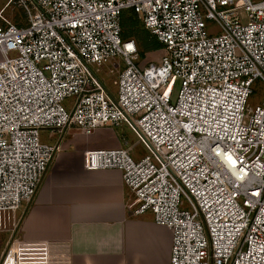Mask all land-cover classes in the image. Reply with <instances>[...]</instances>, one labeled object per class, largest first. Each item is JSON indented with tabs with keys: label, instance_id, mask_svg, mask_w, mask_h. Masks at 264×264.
Masks as SVG:
<instances>
[{
	"label": "built area",
	"instance_id": "2783aa9c",
	"mask_svg": "<svg viewBox=\"0 0 264 264\" xmlns=\"http://www.w3.org/2000/svg\"><path fill=\"white\" fill-rule=\"evenodd\" d=\"M15 3L24 26L0 25V230L15 234L66 134L127 126L148 153L133 160L122 138L86 151L85 169L121 173L133 215L171 232L168 264H264V98L247 108L264 85V0ZM128 11L161 45L159 63L136 65L121 39ZM112 58L116 95L90 68ZM9 245L0 264H49Z\"/></svg>",
	"mask_w": 264,
	"mask_h": 264
},
{
	"label": "crops",
	"instance_id": "0c3cea01",
	"mask_svg": "<svg viewBox=\"0 0 264 264\" xmlns=\"http://www.w3.org/2000/svg\"><path fill=\"white\" fill-rule=\"evenodd\" d=\"M105 130L112 129L95 130L91 140L76 131L62 138L60 152L23 209L19 243L49 264H168L171 232L154 224L148 212L133 215L121 173L85 169L86 151L123 146L122 138ZM46 139L52 145L57 135Z\"/></svg>",
	"mask_w": 264,
	"mask_h": 264
},
{
	"label": "rangeland",
	"instance_id": "374dc122",
	"mask_svg": "<svg viewBox=\"0 0 264 264\" xmlns=\"http://www.w3.org/2000/svg\"><path fill=\"white\" fill-rule=\"evenodd\" d=\"M255 1H259V0H255ZM15 2L16 0H0V25H4L6 22H9L17 26H24L25 24L24 14ZM142 29L145 30L144 28H142L140 24L136 26V31L139 30L137 36H140L139 33ZM206 32L210 36H215L220 33L219 28L212 22H206ZM132 39L135 43L137 42L136 36L135 38ZM161 56H162L161 49L156 51H151V50H146L144 52L139 51L135 63L136 65H140V66H145L151 62L159 63ZM90 68L94 72L95 76L104 84L106 89H108L113 95H116L117 73L123 70V66L120 59L112 58L107 60L103 64L91 65ZM177 89H178V85L176 86V90ZM251 89H252V94L249 96L247 102L248 109H252L254 106L259 105L261 100L264 98V85L260 82V80H255L251 86ZM71 101H72L71 99L65 100L63 102V106L65 108H68L71 104ZM47 132L48 131L42 133L45 136L44 139L45 141L47 140L46 135L48 136ZM104 133L105 134L112 133L114 137L115 138L118 137L119 140L121 138H124L127 142V145L123 147L128 151V154L132 157L133 160H138L139 158H142L144 155L148 153L144 144L140 142L135 132L127 126H123L121 128H113L111 131L105 130ZM94 137L97 138L98 134L94 135ZM86 138H90L89 140H91V135ZM44 140L42 139V141ZM89 148L93 149L92 147ZM23 207L24 205L22 204V208ZM23 217L24 216L22 215V219ZM20 225L21 222L19 223L18 227L16 226V228L14 229L16 230L15 234L14 232L12 233L11 231L12 229L9 228V226H7L5 230L4 228L0 230V256L6 247H10L9 244H13V242H15L18 239L16 237ZM25 255L28 257L30 256L33 257L34 253L30 251H26Z\"/></svg>",
	"mask_w": 264,
	"mask_h": 264
},
{
	"label": "trees",
	"instance_id": "16d2710c",
	"mask_svg": "<svg viewBox=\"0 0 264 264\" xmlns=\"http://www.w3.org/2000/svg\"><path fill=\"white\" fill-rule=\"evenodd\" d=\"M138 24L142 26L141 22L132 12L122 13L120 18L121 39L133 40L132 38H135L136 36L137 42L135 44L137 46L138 52H144L146 50H160L162 48L161 45L146 30L142 29L139 33L140 36H137L139 30L136 31V26Z\"/></svg>",
	"mask_w": 264,
	"mask_h": 264
},
{
	"label": "snow or ice",
	"instance_id": "6c2138e0",
	"mask_svg": "<svg viewBox=\"0 0 264 264\" xmlns=\"http://www.w3.org/2000/svg\"><path fill=\"white\" fill-rule=\"evenodd\" d=\"M129 47H131V45H129ZM229 160H231V157H229Z\"/></svg>",
	"mask_w": 264,
	"mask_h": 264
}]
</instances>
